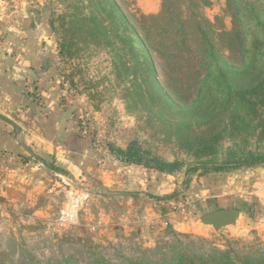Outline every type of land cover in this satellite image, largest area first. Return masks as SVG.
I'll list each match as a JSON object with an SVG mask.
<instances>
[{
  "label": "rangeland",
  "instance_id": "374dc122",
  "mask_svg": "<svg viewBox=\"0 0 264 264\" xmlns=\"http://www.w3.org/2000/svg\"><path fill=\"white\" fill-rule=\"evenodd\" d=\"M21 1L0 0V16L7 9L0 18L3 34L17 19ZM90 1L33 0L29 17L33 28H48L54 39L58 55L50 65L62 76V101L99 158L109 153V144L126 147L133 140L167 161L179 158L190 165L208 157L198 144L208 137L207 126L177 124L183 117L194 119L192 112L167 110L170 122H161L157 96L140 93L142 77L149 74L176 103L192 105L206 74L201 31L228 54L223 33L233 17L227 0ZM130 34L144 42L148 65ZM144 66L148 69L140 72ZM185 170L148 177L139 192L128 190L132 196L109 197L122 191L105 189L96 178L59 176L47 196L0 202V264H174L184 255L212 257L218 249L240 260L264 258V173L257 181L263 193L240 204L253 205L255 214L243 213L236 226L215 231L200 222L215 210L205 196L216 194L229 173L187 180ZM174 192L170 200L150 196Z\"/></svg>",
  "mask_w": 264,
  "mask_h": 264
},
{
  "label": "crops",
  "instance_id": "0c3cea01",
  "mask_svg": "<svg viewBox=\"0 0 264 264\" xmlns=\"http://www.w3.org/2000/svg\"><path fill=\"white\" fill-rule=\"evenodd\" d=\"M32 2L22 0L17 19L7 23L6 33L0 31V202L47 196L51 182L59 176L96 178L101 187L122 191L109 197L132 196L135 193L128 190L139 192L148 177L159 178L160 173L124 165L108 152L99 158L62 101V76L54 63L50 65L58 55L56 44L48 28L32 27ZM6 15L7 9L1 20ZM263 173L264 167L232 171L217 193L205 199L215 209L238 207L263 193L257 182L263 180L259 176Z\"/></svg>",
  "mask_w": 264,
  "mask_h": 264
},
{
  "label": "trees",
  "instance_id": "16d2710c",
  "mask_svg": "<svg viewBox=\"0 0 264 264\" xmlns=\"http://www.w3.org/2000/svg\"><path fill=\"white\" fill-rule=\"evenodd\" d=\"M227 3L233 17L232 27L223 33L229 55L216 46L209 34L201 31V66L205 68L206 74L198 83L197 96L192 105L185 107L176 103L170 93L149 74L142 77L145 87L141 86L143 90L140 93L141 96L144 92H149L151 97L157 96L160 108L163 107L157 111L161 122H170L165 118L168 111L182 116L192 112L194 119L183 117L177 120V124L192 128L200 124L207 126L211 131L198 144L207 149L208 157L197 158L190 165L179 158L167 161L139 140H133L126 147L108 145L109 153L115 159L124 165L141 166L164 175L186 169L187 180L192 176L225 175L237 169L252 170L264 166V0H227ZM119 12L117 17L121 16L125 20V16ZM91 16L95 21L98 20L95 11ZM129 28L130 25L126 23V30ZM129 38L139 48L142 62L148 65L144 42L133 34ZM230 54L237 57L232 59ZM143 68L140 72L148 69L145 66ZM2 120L9 123L4 118ZM252 138L255 139L254 145H250ZM226 140L228 143L225 144ZM51 168L56 172L61 170L53 164ZM150 196L158 200H170L177 193ZM245 204L235 209L253 216L254 206ZM215 253L212 257L184 255L174 264H264V258L246 256L240 260L228 250L218 249Z\"/></svg>",
  "mask_w": 264,
  "mask_h": 264
},
{
  "label": "water",
  "instance_id": "95a60500",
  "mask_svg": "<svg viewBox=\"0 0 264 264\" xmlns=\"http://www.w3.org/2000/svg\"><path fill=\"white\" fill-rule=\"evenodd\" d=\"M243 216V212L235 208H219L204 213L200 222L219 231L225 227L236 226Z\"/></svg>",
  "mask_w": 264,
  "mask_h": 264
},
{
  "label": "built area",
  "instance_id": "2783aa9c",
  "mask_svg": "<svg viewBox=\"0 0 264 264\" xmlns=\"http://www.w3.org/2000/svg\"><path fill=\"white\" fill-rule=\"evenodd\" d=\"M67 216H69V213H66Z\"/></svg>",
  "mask_w": 264,
  "mask_h": 264
}]
</instances>
